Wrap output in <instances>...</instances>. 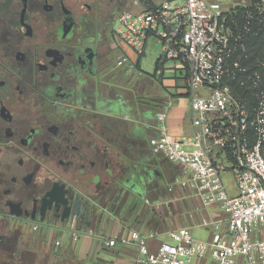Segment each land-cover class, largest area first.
Segmentation results:
<instances>
[{"label": "flooded vegetation", "instance_id": "flooded-vegetation-1", "mask_svg": "<svg viewBox=\"0 0 264 264\" xmlns=\"http://www.w3.org/2000/svg\"><path fill=\"white\" fill-rule=\"evenodd\" d=\"M120 3L0 0V253L23 248L16 264L48 261L17 235L83 225L93 201L123 204L154 176L138 158L159 104L114 53Z\"/></svg>", "mask_w": 264, "mask_h": 264}, {"label": "built area", "instance_id": "built-area-1", "mask_svg": "<svg viewBox=\"0 0 264 264\" xmlns=\"http://www.w3.org/2000/svg\"><path fill=\"white\" fill-rule=\"evenodd\" d=\"M123 1L126 5L116 16L113 30L120 46L119 63H131L122 45L139 58L147 41L156 38L162 43L163 63L170 62L176 69L189 101L191 136L169 131L172 100L162 104L155 115L158 133L150 140L151 153L178 171L168 191L173 186L187 189L203 206H216L226 220L203 222L204 227L213 228L209 243L179 228L169 233L171 242L160 243L155 253L149 252L146 239L137 232L128 238H101L103 245L133 243L135 264H195L207 254L212 264H264V85L259 75L241 65L237 51H243V46L226 24L230 10L247 9L249 3ZM258 2L257 10H261L264 0ZM155 73L163 75L161 69ZM245 85L256 91L252 105L236 88ZM224 176L230 177L234 192L228 191ZM72 238L77 240L78 233L73 232Z\"/></svg>", "mask_w": 264, "mask_h": 264}, {"label": "crops", "instance_id": "crops-1", "mask_svg": "<svg viewBox=\"0 0 264 264\" xmlns=\"http://www.w3.org/2000/svg\"><path fill=\"white\" fill-rule=\"evenodd\" d=\"M121 4L125 6L126 2L121 0ZM117 48L114 49L116 54L119 53ZM117 57L119 59L120 55ZM128 57L130 58L129 55ZM130 62H135L140 68V58L136 59L134 56L133 59L130 58ZM161 66L163 75L157 80L152 77L156 71L155 64L153 73L149 75L151 78H147L142 72V86L160 85L167 94L169 88L172 89L168 94L173 102L167 119L168 129L172 134L191 136L193 130L189 101L183 86L178 84L177 71L172 64L167 67L162 63ZM160 102L159 98L158 104ZM160 108L161 105L157 112ZM157 127L158 123L148 139L150 154L138 158L139 168L145 171L150 167L154 175L148 186L140 189L138 194L125 198L123 204L99 205L93 201L91 210L81 219L83 225L75 226L71 220L53 226L41 225L33 230L39 253L34 251L31 243L28 247L30 253H36L38 258L44 260L48 259L44 264H135L137 248L133 243L117 244L110 248L103 245L101 238H128L131 232H137L146 239L149 252L155 253L160 243L171 242L170 232L185 228L195 240L209 243L213 228L211 225L204 227L203 222H225L226 215L216 206H203L199 197L187 189L173 186L172 191H168V187L173 185L178 176V171L162 156L151 153L150 140L157 135ZM73 232L78 233L77 240H73ZM56 242L59 243L58 246ZM194 263L212 264V259L207 254L204 259L195 260Z\"/></svg>", "mask_w": 264, "mask_h": 264}, {"label": "trees", "instance_id": "trees-1", "mask_svg": "<svg viewBox=\"0 0 264 264\" xmlns=\"http://www.w3.org/2000/svg\"><path fill=\"white\" fill-rule=\"evenodd\" d=\"M246 1L249 3L247 9L236 7L226 14V24L237 36L240 45L243 46V51H237L238 56H242L241 65L249 73L259 75L261 85H264V7L257 10L260 6L258 0ZM144 3L150 4L146 0ZM162 63V58L158 59L155 69L160 70ZM236 88L243 99L250 101L251 105L254 104L251 97L256 91L248 85L241 88L236 86ZM160 105L162 106V101Z\"/></svg>", "mask_w": 264, "mask_h": 264}, {"label": "rangeland", "instance_id": "rangeland-1", "mask_svg": "<svg viewBox=\"0 0 264 264\" xmlns=\"http://www.w3.org/2000/svg\"><path fill=\"white\" fill-rule=\"evenodd\" d=\"M152 1L154 3H160L163 0H152ZM123 6L124 5L120 3V7L122 8ZM111 28L114 30L115 23L112 24ZM121 49H122V52L129 55L131 59H133V57L135 56L134 52L130 48L122 45ZM162 53H163L162 43L158 41L156 38H150L146 43L144 55L139 57L140 58V70L143 72L144 76H147V78L149 75L151 76V74L153 73L154 64L156 60L162 56ZM136 59H138V57H136ZM170 64H171L170 62H164V65L167 67H169ZM168 76L171 77L172 75H168ZM178 84H180L181 86L182 82L179 80ZM148 86L149 85H147L146 87L147 89H148ZM148 91H150L151 96L156 98L157 100L160 98V100L162 101V104L166 103L169 100H172V98L168 95L172 91L171 88H169L168 94L166 91L163 90L162 86L160 85H153V87L150 86ZM223 180H224L226 187H228V191L232 190L233 186H232V181H230V177L224 176ZM230 192L232 193L234 191H230ZM33 235H34V232L29 230L17 236H19V238L21 237L22 239H25L26 243H29V244L31 243V245H33L34 251H36V253L37 252L39 253L38 247H36V244H35L36 238ZM23 252H24L23 248H20L19 246H15L12 252L7 253L6 255H2L0 253V264H16L17 261L14 259L15 253L22 254Z\"/></svg>", "mask_w": 264, "mask_h": 264}, {"label": "water", "instance_id": "water-1", "mask_svg": "<svg viewBox=\"0 0 264 264\" xmlns=\"http://www.w3.org/2000/svg\"><path fill=\"white\" fill-rule=\"evenodd\" d=\"M62 205H64V203H62ZM42 217V219H41V221H43V215L41 216ZM68 218H69V215L68 214H63L62 216H61V220L60 221H62V222H64L65 220H68ZM33 219H34V217H33Z\"/></svg>", "mask_w": 264, "mask_h": 264}]
</instances>
